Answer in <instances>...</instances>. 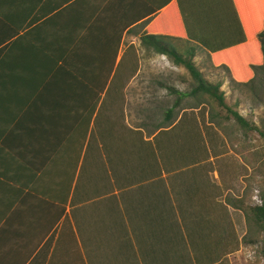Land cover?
Masks as SVG:
<instances>
[{
	"label": "crops",
	"instance_id": "0c3cea01",
	"mask_svg": "<svg viewBox=\"0 0 264 264\" xmlns=\"http://www.w3.org/2000/svg\"><path fill=\"white\" fill-rule=\"evenodd\" d=\"M252 6L264 0H0V264H243L247 220L227 200L252 181L237 183L232 152L221 175L204 95L159 82L169 57L144 38L174 8L185 37L167 42L212 62L246 42ZM199 124L212 155L197 147L189 176L172 133Z\"/></svg>",
	"mask_w": 264,
	"mask_h": 264
},
{
	"label": "rangeland",
	"instance_id": "374dc122",
	"mask_svg": "<svg viewBox=\"0 0 264 264\" xmlns=\"http://www.w3.org/2000/svg\"><path fill=\"white\" fill-rule=\"evenodd\" d=\"M189 51V48L182 47L178 52L183 54L184 58L189 59L191 56ZM202 57L203 58H200L195 64L199 70L205 69L203 74L206 80L215 85L222 84V87L224 86L223 92L226 97V105L233 111L240 113L250 125L255 127L254 130L241 129L236 120L228 114L229 112L226 110L222 111L223 109L219 108L218 102L215 99L208 95L203 96L206 100V111L209 113V121L219 130L217 134L219 140L216 141V139H214L216 141H214V145H216L217 148H220V146L223 147L222 151L225 149L227 150V152L224 151L220 155L217 161L219 171L221 172L225 166L221 174L223 176L224 173L226 174L227 172L226 163L229 162L232 157L237 159L239 164H236L240 166L237 168V174L235 175V178H239L237 183L239 184L241 181L240 177L244 174H248L250 178L249 181H252V185L247 187L245 191V197L247 195V198L238 200L243 201V207H258L254 197L259 196L264 199V71H260L255 81L248 86H241L232 81L230 73L225 68L221 67L217 69L213 67L208 57ZM193 59L195 60V57ZM161 60L163 64H159V68H163V75H159V82L168 85V88L178 87L183 93L190 92L196 86L193 78L185 67L175 65L174 60L171 58ZM164 93L170 94L169 90ZM177 98V95L173 96L174 101ZM191 102H193L192 98ZM165 108L166 106H164V109ZM146 109L148 110V108ZM149 116L150 114L145 115L146 118ZM228 116L231 119H229ZM182 128L181 126L172 133V155L175 154V156L180 158L181 152H186L189 149L185 160L187 161V165L190 166L188 168V175L191 176L194 173L189 170L192 169L194 164L198 161V159L193 156L197 147L201 155L199 159L203 161L206 159L208 160L209 155L212 154L207 151V149L209 150V143L206 138L207 131H204L201 124L189 127L186 141L183 140L180 131H184ZM229 152H232V157ZM241 161L249 166L246 167L242 165ZM186 177L187 175L181 176V178ZM209 177L208 179L214 181L212 175ZM232 199H234L233 196L228 198L227 202L230 203ZM240 220L243 222V218H240ZM247 226L249 232L245 244L248 242V246L244 254L243 264H264V233L256 225L247 223Z\"/></svg>",
	"mask_w": 264,
	"mask_h": 264
},
{
	"label": "trees",
	"instance_id": "16d2710c",
	"mask_svg": "<svg viewBox=\"0 0 264 264\" xmlns=\"http://www.w3.org/2000/svg\"><path fill=\"white\" fill-rule=\"evenodd\" d=\"M252 8L249 11V16L247 18L243 16L242 21L245 30L247 32L249 30L246 42L211 56L213 65L225 68L230 73L232 81L241 86H248L255 81L260 71H264V6H252ZM173 10L174 8L159 17L155 28L150 30L157 31L159 35H148L144 38L146 45L152 46L159 55H166L173 59L175 65L183 66L187 69L196 84L193 91L194 96L197 94L210 96L218 102L219 108L223 109L222 111L226 110L229 112L228 114L236 120L241 129L254 130L255 127L250 125L240 113L233 111L226 105V97L221 90L222 84L215 85L206 80L204 74L201 73L194 62V53L190 52L191 56L189 59L184 58L183 54H180L167 42V38L171 37L165 36V33L173 37H181V39L185 37V30L178 12ZM171 13L172 17H169ZM165 20H167V23ZM250 26L252 28L251 34ZM114 30L117 33L119 28L115 26ZM116 33L110 32L108 35L110 38L117 37ZM112 45L113 43H108L107 47L110 48ZM230 204L244 212L247 223L256 225L264 233V207H243L242 200H232Z\"/></svg>",
	"mask_w": 264,
	"mask_h": 264
},
{
	"label": "built area",
	"instance_id": "2783aa9c",
	"mask_svg": "<svg viewBox=\"0 0 264 264\" xmlns=\"http://www.w3.org/2000/svg\"><path fill=\"white\" fill-rule=\"evenodd\" d=\"M254 199L258 207H264V199L260 198L259 196L254 197Z\"/></svg>",
	"mask_w": 264,
	"mask_h": 264
}]
</instances>
